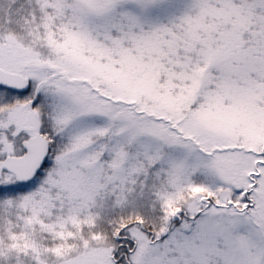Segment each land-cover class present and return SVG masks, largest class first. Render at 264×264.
I'll return each mask as SVG.
<instances>
[{
    "label": "snow or ice",
    "instance_id": "1",
    "mask_svg": "<svg viewBox=\"0 0 264 264\" xmlns=\"http://www.w3.org/2000/svg\"><path fill=\"white\" fill-rule=\"evenodd\" d=\"M0 264H264V0H0Z\"/></svg>",
    "mask_w": 264,
    "mask_h": 264
}]
</instances>
